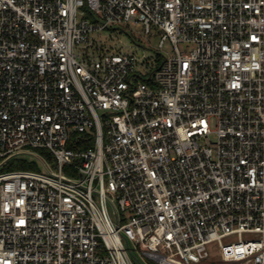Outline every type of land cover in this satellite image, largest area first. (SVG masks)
<instances>
[{"label": "built area", "instance_id": "2783aa9c", "mask_svg": "<svg viewBox=\"0 0 264 264\" xmlns=\"http://www.w3.org/2000/svg\"><path fill=\"white\" fill-rule=\"evenodd\" d=\"M129 23L172 52L93 37ZM24 152L42 171L3 170ZM131 243L264 264V0H0V264H135Z\"/></svg>", "mask_w": 264, "mask_h": 264}, {"label": "rangeland", "instance_id": "374dc122", "mask_svg": "<svg viewBox=\"0 0 264 264\" xmlns=\"http://www.w3.org/2000/svg\"><path fill=\"white\" fill-rule=\"evenodd\" d=\"M95 40H99L103 48L113 49L114 51H121L124 53H136L139 57L145 55L148 59H153L159 52L163 55H168L172 52L171 46H166L164 49L159 47L160 37L149 36L144 33L141 26H135L133 24H116L111 28L103 30L99 33H94ZM180 47H184V44H180ZM31 153L37 154L50 169H55V160L45 149H29L25 150ZM24 152L11 158L3 170H15V169H29L42 171L38 162L35 160L31 153ZM68 171V168H65ZM97 200V196H94ZM237 238L231 237L225 239L224 242L235 241ZM208 249L211 252V256L214 260L218 259L220 255L219 245L217 242L208 245ZM131 250H134L132 259L135 264H159L156 261L148 258L142 253L141 246H137L131 243Z\"/></svg>", "mask_w": 264, "mask_h": 264}]
</instances>
